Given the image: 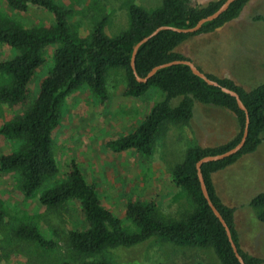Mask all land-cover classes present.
<instances>
[{"label": "trees", "instance_id": "trees-1", "mask_svg": "<svg viewBox=\"0 0 264 264\" xmlns=\"http://www.w3.org/2000/svg\"><path fill=\"white\" fill-rule=\"evenodd\" d=\"M4 1L16 10L36 6L48 11L53 18L49 25L30 27L0 18V44L15 51L12 56L0 60V71L10 77L7 84L0 85V103L16 105L27 101L28 83L44 62L43 50L48 45H54L52 65L40 79L34 99L21 112L0 125V136L16 143L10 151L0 153V171L13 172L25 196L34 194L58 172V163L52 151V133L61 123L65 98L81 86H87L104 103L107 99L105 80L111 68L124 69L125 95L138 97L149 86L158 88L163 94V98L151 105L134 129L106 141V146L112 151L134 149L143 155H151L154 141L164 124L187 122L192 116L194 101L225 108L234 114L237 121L238 131L230 140L213 146H188L183 159L171 170L170 181L191 197L194 203L192 211L180 218H165L158 213L153 200H129L125 206V216L136 226L132 231L126 230L121 219L101 203L95 184L84 178L77 162L72 159L64 177L43 188L38 200L47 207L62 206L73 200L78 202L85 226L69 229L67 241L75 252L84 257L80 264H116L105 258V249L131 246L151 236L181 246H210L221 264H241L223 225L201 191L195 163L201 157L221 153L239 141L245 122L244 111L237 106L232 95L207 84L185 63H172L159 68L145 81L137 80L131 67L134 45L156 27H192L200 18L215 11L223 0H209L205 4L190 0H161V4L150 11L130 3L129 24L124 31L115 36L106 35V17L102 16L85 37L71 32L67 11L54 0ZM248 1H234L217 18L204 22L193 33L159 30L137 48L134 57L136 74L145 77L153 66L165 62L191 61L187 55L175 49L177 45L189 36L211 32L236 18ZM254 17L264 20L262 15ZM197 67L220 85L235 91L247 110L248 130L241 149L224 159L203 163L201 172L209 199L229 227L244 263L261 264L263 257L253 255L239 245L233 221L234 207L225 204L217 195L210 174L233 163L241 155L252 152L264 140V82L246 89L230 77L216 76ZM175 97L180 99L172 105L170 101ZM249 205L258 210L257 216L264 225V191L255 194ZM2 218L3 212L0 210V223ZM16 235L43 247L55 245L34 225L18 227Z\"/></svg>", "mask_w": 264, "mask_h": 264}, {"label": "rangeland", "instance_id": "rangeland-1", "mask_svg": "<svg viewBox=\"0 0 264 264\" xmlns=\"http://www.w3.org/2000/svg\"><path fill=\"white\" fill-rule=\"evenodd\" d=\"M54 1L67 11L71 32L81 37L87 36L102 16L106 17V35L115 36L124 31L129 24L130 3L147 11L161 4V0ZM256 1L253 7L224 23L214 34L193 42L190 48L186 46L189 40H185L175 49L188 51L193 60H199L203 54L204 63L198 65L202 70L204 68L216 76L224 74L246 89L264 82V20L254 17L255 14L264 16V0ZM246 13L250 16L247 17ZM0 18L26 27L53 22L52 15L46 10L36 6L16 10L4 0H0ZM53 49L54 45L44 48V62L28 83L27 101L16 105L0 103V125L34 99L40 79L52 65ZM14 53L13 48L0 44V60ZM9 81V75L0 71V85ZM125 86L124 69L115 67L106 75L107 99L104 103L87 86H81L65 98L61 123L52 133V151L59 169L34 194L25 196L17 176L13 172L0 171V210L3 212L0 264H80L84 259L67 241L69 229L85 226L78 202L73 200L62 206L47 207L38 200L43 188L64 177L72 159L77 162L84 178L95 184L101 203L121 219L128 231L136 229L125 216L129 200H153L158 213L165 218H180L192 211L191 197L170 181V172L183 159L186 148L197 140L193 136L198 132L206 133L205 128L196 132L187 122H166L154 141L151 155H143L134 149L112 151L106 141L134 129L151 105L163 98L162 92L154 86H149L138 97L127 96L123 93ZM179 99L175 97L170 103L175 105ZM199 107H204L199 114L204 116L209 129L231 127V120L228 121L226 115L224 120L216 113V109L222 107L194 101V111ZM15 146V142L0 136V153ZM254 156L257 159L264 156V143L258 146ZM256 171L253 159L247 157H242L229 170H222L234 188L225 189L222 201L234 207L235 216L237 213L243 215L244 219L236 222L241 248L264 258V225L257 216L258 210L254 211L249 205L255 194L264 191V173L259 178ZM25 225L36 226L55 245L43 247L17 236V228ZM103 255L116 264H221L210 246H181L154 236L131 246L107 248Z\"/></svg>", "mask_w": 264, "mask_h": 264}, {"label": "crops", "instance_id": "crops-1", "mask_svg": "<svg viewBox=\"0 0 264 264\" xmlns=\"http://www.w3.org/2000/svg\"><path fill=\"white\" fill-rule=\"evenodd\" d=\"M192 3H198V4H205L207 1L209 0H190ZM259 1L261 0H257L256 3H258ZM254 2L255 0H249L246 5L243 7L242 11L240 12L243 13V12H246V10L250 7H253L254 6ZM239 14V15H240ZM238 15V16H239ZM247 17L249 14H247ZM256 15H260V14H255L254 16ZM237 16V17H238ZM250 16V15H249ZM252 17V16H251ZM222 26L216 28L215 30L211 31V32H204V33H199V34H196L194 36H191V37H188L187 39L185 40H189V41H186V42H189V43H186L187 47L190 48L191 45L193 44V42L199 40V39H203L207 36H209L210 34H214L215 32H217ZM184 40V41H185ZM182 41V42H184ZM181 42V43H182ZM178 46V45H177ZM183 54L187 55L191 61L196 65H203V61H204V55L201 54L200 55V58L199 60L196 59V60H193L191 58V54L188 53V51H184L182 52ZM197 61V62H196ZM203 71H204V68H203ZM207 72V71H205ZM210 73V72H208ZM225 73V72H224ZM222 76H225L224 74ZM228 77V76H227ZM204 107H199L198 109H196L194 111V108H192V116L191 118L187 121V123L191 126V129L192 131H196L198 129H201L202 131H204V128L206 130V133L205 132H198L197 133V136L194 135L192 133V136L194 138H196L197 140L194 141V144H198V145H201V146H213V145H217V144H221V143H224L228 140H230L232 137L235 136V134L237 133L238 131V125H237V121L235 119V116H232L230 113H228L225 108H220V109H216V113H218L219 115L222 116V118L224 119L225 118V115H226V118L227 120H231V127L230 128H225V127H218L216 130L212 129H209V125L205 123L204 121V116H201L199 114V111L201 109H203ZM228 114H229V119H228ZM233 114V113H232ZM234 115V114H233ZM225 120V119H224ZM191 136L190 139H192L193 137ZM264 143V140H262L258 145L257 147L255 148V150H253L252 152H249V153H246V154H243L241 155L237 160H235L233 163L225 166L224 168L222 169H219V170H216V171H213L211 172L210 174V177H211V181H212V184L215 188V191L217 193V195L220 197V199L222 200L223 197L222 195H224L225 193V189L229 188L230 190H234V188L230 185L231 184V181H229V179L227 178L226 179V175L223 176V174L221 173L222 170H229L230 168H232L239 160L243 158H252L253 159V162L255 164V167H256V172L255 174L260 178L263 173H264V156L259 158L258 159L254 156V152H256L258 146L260 144ZM228 186V187H227ZM261 192V191H260ZM226 204V203H225ZM255 211V210H254ZM256 214V213H255ZM241 218H243V215L242 213H237V216H235V211L233 213V221H234V226L236 228V231L238 232V229H237V224L236 222H238ZM244 219V218H243ZM261 222V221H260Z\"/></svg>", "mask_w": 264, "mask_h": 264}, {"label": "water", "instance_id": "water-1", "mask_svg": "<svg viewBox=\"0 0 264 264\" xmlns=\"http://www.w3.org/2000/svg\"><path fill=\"white\" fill-rule=\"evenodd\" d=\"M234 1H236V0H223V2L219 5V7L215 11H213L212 13L200 18L192 27H189V28L181 29V28H176V27L166 26V25L156 27L150 34H148V35L144 36L143 38H141L134 45L133 52H132V58H131V67L133 69V72H134V75H135L136 79L139 80V81H145L147 78H149L151 75H153L159 68H162V67H164L166 65H169V64H172V63H185V64H187L190 67L191 71L194 74H196L197 76L201 77L207 84L213 85V86H217L222 91L232 95L235 98L237 106L241 110L244 111V113H245V122H244V126L242 128V134H241V137H240L239 141L234 146L228 148L227 150H225V151H223L221 153L214 154V155H206V156L201 157L200 159H198L196 161L195 167H196V170H197V177H198L199 182H200L201 191H202L204 197L206 198L208 205L210 206V208H211L212 212L214 213V215L218 218V220L223 225V227L225 229V232H226V235H227V238H228V241H229V243H230V245H231V247H232V249H233V251L235 253V256L238 259V261L241 264H245L243 258L240 256V254H239V252L237 250V247H236L233 239L231 238V233H230L229 227L227 226L225 220L223 219V217L221 216V214L219 213L217 208L214 206V204L209 199V196H208V193H207V189L205 187V182H204V179H203V176H202V172H201V165L203 163L209 162V161L221 160V159H224V158H226L228 156H231V155L237 153L241 149L243 144H244L245 138L247 136L249 118H248L247 110H246L244 104L242 103L239 95L235 91H233V90H231V89H229V88H227L225 86H222L217 81L209 78L204 72L199 70L198 67L190 60H175V61L165 62V63H161V64H158V65H155L149 70V72L146 74L145 77H139L136 74L135 70H134V57H135V53L137 51V48L142 43H144L146 40H148L151 36L155 35L159 30H161V29H172V30L181 31V32H187V33L188 32H190V33L196 32V31H198L200 29V27L202 26V24L204 22L211 21V20L217 18Z\"/></svg>", "mask_w": 264, "mask_h": 264}]
</instances>
